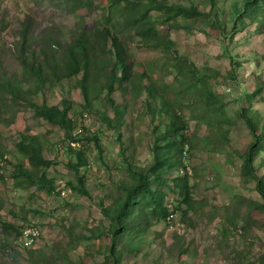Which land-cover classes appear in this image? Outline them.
<instances>
[{
  "label": "rangeland",
  "instance_id": "rangeland-1",
  "mask_svg": "<svg viewBox=\"0 0 264 264\" xmlns=\"http://www.w3.org/2000/svg\"><path fill=\"white\" fill-rule=\"evenodd\" d=\"M3 1L15 22L27 12L36 21L35 34L44 29L56 37L58 31L65 34L76 29L81 21L92 24L102 11L101 8L74 10L67 3L69 0ZM207 2L168 0V3L186 7L198 4L202 10L210 8ZM215 2L220 15L227 19L226 32L215 31L206 23L179 19L188 27L168 30V34L175 41L178 53L187 55L200 71L206 68L220 71L211 84L225 104L228 118L223 126L229 131L231 144L225 143L218 130L204 122V117L211 118L205 102L201 99L196 104L194 94H185L182 113L188 143L182 153V165L168 172L166 177L172 185L173 178L186 176L192 209L183 212L188 204L177 187L175 192H168L166 203L169 209L173 207L171 219L152 223L147 232L149 240L139 249L125 248L122 264H264V230L254 222L244 225L245 216L249 215L244 199L262 200V197L255 181L242 175L243 153L253 137L246 121L239 116V111L245 108L259 128L264 126V27L254 22L240 25L232 32L229 12L234 0ZM151 14L158 17L157 12ZM158 29L167 31L162 25H158ZM120 37L135 62L132 75L136 83L134 88L129 82L124 93H113L116 103L126 104L117 127L107 125L100 116L101 112L113 115L104 91L93 100V110H82V94L74 79L47 83L44 90L32 92L38 102L44 99L48 104H60L61 98L69 101L77 123L72 132L78 133L74 146L82 145L86 149L87 163L79 168V173L84 176L88 194H80L68 184L74 181V173L66 161L73 156L66 153L69 137L64 130L37 116L22 102L0 99V133L8 166H14L21 157L15 147L18 133L40 134L42 139L46 137L43 155L51 159V163L40 170L53 183V190L49 191L33 183L19 186L13 182L10 169L0 167V216L15 225L29 224L39 231L28 248L22 246L21 236L11 231L8 236L14 248L10 249L1 248L5 236L0 231V264H88L102 261L109 253V238L93 233H99L108 224L101 202L108 204L116 184L128 177L122 152L125 150L133 162L142 166L152 159L153 125L150 115L145 113L147 94L140 90L143 78L139 79L137 72L154 65L158 89L173 82L178 86L186 83L176 82L180 78L178 72L165 67L167 55L163 51L140 47L131 33L124 32ZM10 51V47L4 50L8 74L21 70L10 58ZM260 87L258 95L256 90ZM192 113L196 117H192ZM80 123L86 133L81 132ZM84 135H95L101 150ZM254 163L258 173L264 176V147ZM162 188L167 189L165 185ZM236 198L240 202L234 207ZM232 212L239 213V228H230L225 233L224 228L230 227L226 218ZM180 252L186 253L184 261L180 260Z\"/></svg>",
  "mask_w": 264,
  "mask_h": 264
},
{
  "label": "trees",
  "instance_id": "trees-1",
  "mask_svg": "<svg viewBox=\"0 0 264 264\" xmlns=\"http://www.w3.org/2000/svg\"><path fill=\"white\" fill-rule=\"evenodd\" d=\"M67 3L74 10L101 8L102 11L100 17L92 24L81 21L77 23L76 29L65 34L64 31H58L56 37L44 29L40 34H35L33 30L36 21L27 12H23L15 22L9 16L4 1L0 0V99L5 102L8 99L12 102H22L32 108L37 116L64 130L69 137L66 153L73 156V159L66 161V165L74 173V181L68 183L73 190L88 194L84 176L79 173V168L87 163L86 149L82 145L71 144L77 140L78 133H72L77 123L70 103L66 98H61L60 104H48L44 99L38 102L32 92L44 90L47 83L58 84L62 80L74 79L82 94V110H93V100L104 91V97L113 115L110 117L106 112H101L100 116L107 125L117 127L126 110V104L116 103L113 93H124L129 82L134 88L136 83L135 75H132L135 62L120 37L124 32L134 35L142 48L163 51L167 55L165 67L175 69L180 76L176 82L183 85L182 82L186 81L183 82L185 86H178L173 82L158 89L154 65L142 67L137 72V77L143 78L140 90L147 94L145 113L150 115L153 125L152 159L142 166L133 162L131 156L123 150L128 177L116 184L114 193L109 195L111 201L108 204L101 202L100 207L103 216L108 219V224L104 225L99 233H93L109 238V253L102 261L88 263L122 264L125 248L139 249L149 240L147 232L151 230L152 223L171 219L173 207L169 209L166 203L168 192H175L177 187L184 195V202L188 204L183 212L187 213L192 209L186 176L173 178L172 185L166 177L168 172L182 165V153L188 143L182 113L185 94H194L196 104L201 99L205 102L211 118L204 117V122L216 128L225 143L231 144L229 131L223 126L228 118L225 104L214 92L211 84L213 78L220 75V71L214 68L200 71L187 55L178 53L175 41L168 34V30L188 27L181 24L179 19L206 23L213 30L224 33L227 19L220 15L215 0H208V10L200 9L198 4L186 7L168 3V0H99L98 4L93 0H69ZM152 12H157L158 17H153ZM229 15L232 32L237 31L240 25L254 22L264 27V0H234ZM15 23L19 24L17 28L13 26ZM158 25L164 26L167 31L159 30ZM8 47L11 49L10 58L21 68L12 74L7 73V56L4 53ZM256 93H261V87ZM239 116L246 121L253 137L243 153L242 175L255 181L257 191L262 197V200L244 199L247 213L249 212V215L245 216L244 225H252L254 222L259 229L264 230V176L258 173L254 163L256 155L264 147V126L259 128L245 108L239 111ZM192 117L196 116L192 113ZM78 126L82 133H86L81 123ZM84 137L101 150L95 135ZM45 141V136L42 139L40 134L20 131L15 147L21 157L14 166L9 167L0 133V167L10 169L9 174L16 185L33 183L48 191L53 190L52 179L40 170L51 163V159L43 155ZM153 184L156 186L153 187ZM164 185L167 189L162 188ZM239 202L240 199L236 198L232 206L235 207ZM238 219L239 213L228 214L226 221L230 227H225L224 232H229L230 228L238 229ZM26 226L15 225L0 216V231L5 236L1 248H14L8 234L14 230L22 240ZM21 243L25 248L33 244L25 245L23 241ZM185 254L179 253L180 260L186 259ZM31 260H34L33 257Z\"/></svg>",
  "mask_w": 264,
  "mask_h": 264
},
{
  "label": "built area",
  "instance_id": "built-area-1",
  "mask_svg": "<svg viewBox=\"0 0 264 264\" xmlns=\"http://www.w3.org/2000/svg\"><path fill=\"white\" fill-rule=\"evenodd\" d=\"M39 231L31 225L23 229L22 241L25 245H31L37 238Z\"/></svg>",
  "mask_w": 264,
  "mask_h": 264
},
{
  "label": "clouds",
  "instance_id": "clouds-1",
  "mask_svg": "<svg viewBox=\"0 0 264 264\" xmlns=\"http://www.w3.org/2000/svg\"><path fill=\"white\" fill-rule=\"evenodd\" d=\"M71 144H74V142H71Z\"/></svg>",
  "mask_w": 264,
  "mask_h": 264
}]
</instances>
